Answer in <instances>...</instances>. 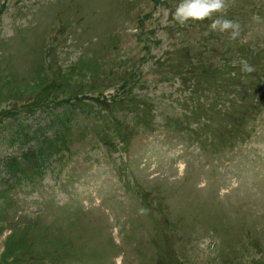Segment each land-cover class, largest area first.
Segmentation results:
<instances>
[{
  "label": "rangeland",
  "instance_id": "rangeland-1",
  "mask_svg": "<svg viewBox=\"0 0 264 264\" xmlns=\"http://www.w3.org/2000/svg\"><path fill=\"white\" fill-rule=\"evenodd\" d=\"M179 2L0 0V264H264V0Z\"/></svg>",
  "mask_w": 264,
  "mask_h": 264
},
{
  "label": "clouds",
  "instance_id": "clouds-1",
  "mask_svg": "<svg viewBox=\"0 0 264 264\" xmlns=\"http://www.w3.org/2000/svg\"><path fill=\"white\" fill-rule=\"evenodd\" d=\"M223 6V0H180L172 15L180 26H184L189 20L202 21L211 17L212 13L221 11ZM238 27L236 22L221 17L213 19L209 24V28L214 31L225 32L232 29L231 38L238 35ZM240 63L242 72L252 71V67L246 61L242 60Z\"/></svg>",
  "mask_w": 264,
  "mask_h": 264
}]
</instances>
